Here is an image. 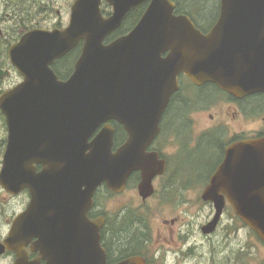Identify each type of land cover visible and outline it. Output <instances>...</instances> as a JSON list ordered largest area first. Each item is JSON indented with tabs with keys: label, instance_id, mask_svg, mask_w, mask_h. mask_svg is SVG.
<instances>
[{
	"label": "water",
	"instance_id": "95a60500",
	"mask_svg": "<svg viewBox=\"0 0 264 264\" xmlns=\"http://www.w3.org/2000/svg\"><path fill=\"white\" fill-rule=\"evenodd\" d=\"M107 2L113 9L109 17L101 11L102 0H76L66 28L28 31L9 49L24 79L0 96L9 129L0 185L13 195L25 189L31 194L6 247L0 244V254L6 248L15 252L16 264H40L28 261L25 247L32 238H38L35 250L47 264H107L101 224L89 221L87 212L102 184L121 192L138 170L144 172L142 196H151L152 178L165 165L147 149L160 133L181 75L236 97L264 93V0H221L219 19L208 34L187 15L176 14L170 0ZM145 3L130 33L106 44ZM81 42L74 73L61 81L52 66ZM9 75L0 69V79ZM111 120L129 135L115 155L110 127L91 140ZM37 165L43 166L39 173ZM155 167L159 171H152ZM203 198L216 210L204 234L216 231L228 201L264 243V138L228 148ZM121 264L145 262L132 258Z\"/></svg>",
	"mask_w": 264,
	"mask_h": 264
},
{
	"label": "flooded vegetation",
	"instance_id": "af4514ba",
	"mask_svg": "<svg viewBox=\"0 0 264 264\" xmlns=\"http://www.w3.org/2000/svg\"><path fill=\"white\" fill-rule=\"evenodd\" d=\"M170 1L175 3L177 12L176 2ZM106 3H108L107 0H102V6ZM6 4L8 6V1H6ZM148 4H144L146 8ZM218 9L219 15L216 22L211 24L206 22L205 26H202L198 22L193 21L196 28L203 34H208L216 25L220 16V5ZM66 27L59 23L54 29H64ZM25 33H21V35L19 33V39L11 43L10 40L3 38L4 34L0 28V55L5 51V60L3 64H0V69L10 72L8 77L0 79V85L14 75H17L20 81L15 85L13 84V86L4 87V90L0 88V96L3 92L13 89L24 79L12 65L9 49L12 45L19 42ZM125 35L118 36L112 40L111 36L106 40V44ZM7 45L8 48L5 49ZM82 50L83 42L65 57L54 63L52 68L54 71L60 70L55 73L61 81H67L72 76ZM69 56H74V60L71 66L66 67L64 61ZM180 105L185 108L184 120L176 121L178 117L175 118L174 114L176 107ZM193 115L197 116L196 118L204 117V124L198 122ZM174 119L177 124L174 123ZM0 121L6 131L1 150L2 157H4L8 144L9 129L7 119L1 109ZM174 125H178L179 128H175V130ZM106 127H110L113 131L112 153L115 155L126 144L129 135L122 124L111 120L98 127L91 140ZM263 138L264 93L236 97L214 84L197 86L186 76L181 75L179 77V90L172 96L170 104L162 117L160 133L147 149L148 154H156L157 163H164L165 165L164 171L152 178L151 188L153 192L151 196L148 198L142 196L140 188L144 183V172L138 170L132 172L128 177L126 186L121 192L111 189L106 183L102 184L95 192L93 205L87 212L89 221H99L101 224V247L105 251L107 264H121L132 258H141L145 264H180L182 254L184 257L192 256L193 247H190L189 239L184 235V231L179 229L180 232L178 233L177 228L182 221V211L193 200H197L201 205L208 207L211 214L210 217H212L200 228L201 236L204 239L210 240L217 236L224 215L231 213L234 220H240L231 204L227 201L216 231L212 234H204L203 228L213 220L216 210L215 204L211 201H205L203 196L206 189L210 186L213 176L217 174L225 162L228 148L241 142ZM173 140L177 142L178 147L175 156L170 159L166 153L171 148V141ZM187 146L196 150L203 148L210 153L205 158V162L209 164V167L205 169L210 168L207 172L202 171L204 168H191V166H184L179 163L180 151ZM2 165L0 164V174ZM42 170L43 166H36L38 173ZM152 171L157 172L159 169L155 167ZM0 192L7 195L10 200L6 205L0 200V244L6 247L5 242L10 237L15 220L18 216L26 214L31 205V194L28 189H25L18 195H13L1 185ZM127 194H129V199L126 200V203L124 199ZM17 206H20L19 210L16 209ZM153 210H158L160 216L166 212L169 215V217H164L160 221V217L158 218L160 228L156 233V239L153 228ZM177 213L178 215L176 216ZM232 226L229 225L227 228L228 237L231 234H236ZM38 227H43L41 220L38 222ZM23 228L28 233V220L24 222ZM174 237L178 238V244L169 246L176 249L169 253L165 252L163 250L165 245L160 243L165 241V243L171 244L175 242ZM38 241V238H32L28 241L25 247L28 261L34 262L39 259L40 264H47L48 261L41 258L40 251L35 250ZM168 254L173 256V258L170 259ZM16 261L17 255L15 252L7 248L3 254H0V264H16Z\"/></svg>",
	"mask_w": 264,
	"mask_h": 264
},
{
	"label": "rangeland",
	"instance_id": "374dc122",
	"mask_svg": "<svg viewBox=\"0 0 264 264\" xmlns=\"http://www.w3.org/2000/svg\"><path fill=\"white\" fill-rule=\"evenodd\" d=\"M8 1V6L6 4ZM42 3V12L37 15L31 16L28 20L24 19L23 21L27 25L23 26V21H17L15 19L14 7L10 5V0H0V28L3 31L5 39H8L13 43L19 39V33H25L30 28L35 29H44V30H53L57 24L61 23L63 27L68 26L71 16V7L76 0H38ZM5 2V5H4ZM215 0H210L209 5L206 8L215 6ZM220 3V0H219ZM214 5V6H213ZM220 5V4H219ZM39 9V10H40ZM38 10V11H39ZM102 10L105 12L112 13V8L106 3L102 6ZM195 11V10H194ZM205 10L203 12H206ZM217 11V10H216ZM208 14V13H204ZM30 20L32 21L31 23ZM214 17L211 21L207 20L205 16H197V22L202 26H205L206 22L210 24L213 22ZM209 24V25H210ZM33 30V29H32ZM5 60V51L0 55V64H3ZM19 78L17 75H14L12 78L6 80L0 88L4 90V87L13 86L17 84ZM174 108V106H173ZM194 118L197 116L193 115ZM192 118V117H191ZM193 119V118H192ZM198 122L204 124V117L196 118ZM174 128L175 125H174ZM6 137V131L2 122L0 121V164L2 165V141ZM176 140V139H175ZM173 140L171 141V148L167 151L166 155L172 159L177 152L178 144ZM188 142V140H187ZM210 153L203 149H193L192 147L183 148L180 151L179 163L184 166H191L195 168H201L202 171H208L205 169L209 167V164L205 162V158L208 157ZM3 196V197H2ZM9 197L3 192H0V200L4 205H6L10 200ZM129 199V194L126 195L124 201L127 203ZM17 210L20 209V206L16 207ZM158 210L152 211L153 225H154V235L156 239V233L160 228L159 221L163 220L164 217H169L167 212L160 216ZM186 212V214H184ZM178 213L176 214V216ZM210 210L208 207H205L197 202V200L191 201L185 210L181 213V223L178 226V233L180 230L184 231V235L189 239L190 247H193L192 256L184 257L183 254L180 259V264H264V244L261 240L255 235V233L245 226L240 220H234L232 214L228 213L224 215L222 220V225L218 229L217 238L213 239H204L201 236L200 228L206 222H208L212 217H210ZM160 217L159 221L158 218ZM242 223V224H241ZM229 225H233L232 229L236 231V234L228 237L227 228ZM180 229V230H179ZM177 232V231H176ZM158 236V235H157ZM174 241L171 244L165 243L162 241L160 244L163 246V250L167 253L174 251L176 248H172L169 245H177L178 238L174 237ZM181 254V253H180ZM169 258L173 256L169 255Z\"/></svg>",
	"mask_w": 264,
	"mask_h": 264
},
{
	"label": "trees",
	"instance_id": "16d2710c",
	"mask_svg": "<svg viewBox=\"0 0 264 264\" xmlns=\"http://www.w3.org/2000/svg\"><path fill=\"white\" fill-rule=\"evenodd\" d=\"M173 1H175L177 4V12H176L177 14L187 15L195 22H197V16H201V15L205 16V18L209 21H211L212 18L214 17L213 22H216L218 18V15H219L218 6L220 4L219 0H215L214 2L215 6L213 5L214 8L213 7L206 8L208 7L210 0H173ZM10 3L14 7L15 19H17L18 22L23 21L24 19H27V18L29 19L31 16L37 15L40 12H42V9H40L42 7V3H40L38 0H10ZM145 6L146 5H141L140 7L131 11L129 15L127 16V18L125 19L122 28L112 35L111 40L118 36L125 35L128 32H130L132 28L138 23V21L142 17L146 9ZM204 9L208 11L203 12ZM102 12L106 16L110 15L109 12H105L103 10ZM204 13H208V14H204ZM27 20L23 21L24 22L22 23L23 26L27 27V25L25 24ZM31 22L32 21L30 20V22L28 23H31ZM32 29H35V28L34 27L30 28V25H29L27 30H32ZM7 48H8V45L5 46V49ZM0 52H1V45H0ZM73 60H74V56H69L68 58H66L64 61L66 64V67L71 66L73 63ZM56 71L59 72L60 70L57 69L55 70V72ZM184 109L185 108L182 107L181 105L176 107L175 114H174L175 118L178 117L176 121H181L182 119L184 120ZM176 121L174 122L175 124H177ZM175 127L176 129L179 128L178 125H175Z\"/></svg>",
	"mask_w": 264,
	"mask_h": 264
},
{
	"label": "bare ground",
	"instance_id": "6f19581e",
	"mask_svg": "<svg viewBox=\"0 0 264 264\" xmlns=\"http://www.w3.org/2000/svg\"><path fill=\"white\" fill-rule=\"evenodd\" d=\"M10 5H11V3H10Z\"/></svg>",
	"mask_w": 264,
	"mask_h": 264
}]
</instances>
